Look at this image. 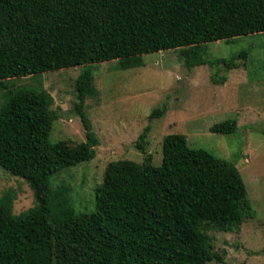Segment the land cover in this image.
Segmentation results:
<instances>
[{"label":"trees","instance_id":"trees-1","mask_svg":"<svg viewBox=\"0 0 264 264\" xmlns=\"http://www.w3.org/2000/svg\"><path fill=\"white\" fill-rule=\"evenodd\" d=\"M264 34V0H0V83L82 67L75 114L86 159L100 145L85 112L93 94L86 67ZM197 65H203L197 61ZM44 90L11 93L0 108V166L25 180L36 206L19 216L0 199V264H225L206 225L231 226L254 215L241 174L230 162L189 150L182 136L164 139L161 167L146 152L150 127L136 148L142 163L107 165L97 210L77 214L53 194L50 142L59 119ZM155 110L150 119L161 118ZM235 119L210 132L234 135ZM57 150V149H56Z\"/></svg>","mask_w":264,"mask_h":264},{"label":"rangeland","instance_id":"rangeland-1","mask_svg":"<svg viewBox=\"0 0 264 264\" xmlns=\"http://www.w3.org/2000/svg\"><path fill=\"white\" fill-rule=\"evenodd\" d=\"M141 59L143 65L136 68H123L119 61L86 67L93 94L84 110L100 142L91 161L82 150L85 131L74 112L82 67L4 81L0 108L11 93L44 90L52 97L51 109L59 116L50 134L56 146L52 190L79 215L97 210L96 192L109 163L143 162L145 154L136 143L148 126L146 152L156 167L163 164L167 136H182L189 150L234 164L254 215L237 225H206L204 232L225 264H264V34L206 44L195 59L187 48ZM157 109L164 114L151 120ZM230 119L237 121L234 135L210 132ZM7 194L14 216L36 206L30 185L0 166V199Z\"/></svg>","mask_w":264,"mask_h":264}]
</instances>
